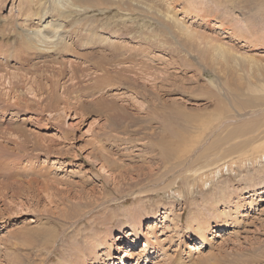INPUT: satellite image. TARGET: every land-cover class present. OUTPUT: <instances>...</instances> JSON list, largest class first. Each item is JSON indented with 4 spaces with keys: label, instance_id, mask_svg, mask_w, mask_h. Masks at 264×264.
I'll return each mask as SVG.
<instances>
[{
    "label": "rangeland",
    "instance_id": "rangeland-1",
    "mask_svg": "<svg viewBox=\"0 0 264 264\" xmlns=\"http://www.w3.org/2000/svg\"><path fill=\"white\" fill-rule=\"evenodd\" d=\"M60 1L0 0V264H264L263 11ZM51 18L69 48L19 47Z\"/></svg>",
    "mask_w": 264,
    "mask_h": 264
},
{
    "label": "bare ground",
    "instance_id": "bare-ground-1",
    "mask_svg": "<svg viewBox=\"0 0 264 264\" xmlns=\"http://www.w3.org/2000/svg\"><path fill=\"white\" fill-rule=\"evenodd\" d=\"M56 1V0H55ZM67 1V0H66ZM113 1H116V0H113ZM161 1V0H160ZM171 1H173V0H171ZM106 2V1H105ZM156 3H157V1H155ZM167 2V1H166ZM58 3H60L61 4V1L60 0H58ZM96 3H97V1H95V0H69L68 2H67V5H69V8H68V11L70 12V13H75V12H77L79 9H80V11H81V9L83 10H87L88 8H91V6H94V5H96ZM169 3V2H168ZM209 3H216V4H222L223 2H222V0L221 1H216V0H209ZM254 3L256 4V5H258V7L263 11V12H261L260 13V20L264 23V6H263V4L262 3H264V0H254ZM111 4H113L112 2H111ZM154 4V3H153ZM190 4V3H189ZM62 5H64V4H62ZM156 5V4H155ZM209 5H211V4H209ZM206 6V7H202V6H199V7H202L201 8V11H205V9H207V8H210V6ZM215 5V4H214ZM190 7H192V4H190L189 5ZM58 7H59V5H58ZM74 7V8H73ZM169 7H171V6H169ZM168 7V8H169ZM100 8V7H99ZM61 9H62V7H61ZM192 9H193V7H192ZM170 10H171V8H170ZM167 11H168V9H167ZM191 11V10H190ZM169 12V11H168ZM162 13H164V11L162 12ZM47 15V11H46V13H44V14H40V16H39V20H41V18L42 17H44V15ZM201 14V13H200ZM203 14V13H202ZM167 15V14H166ZM167 17V19H172V21H176L175 19H173L171 16H166ZM176 22H178V20L176 21ZM179 23V22H178ZM60 25H61V23L60 22H58L57 21V19H48L46 22H45V24L44 25H42V27H37V28H35L34 30H32V31H30V32H27V36H25L26 37V39L24 38V39H22L21 37H19L17 40L15 39V41L19 44V43H21V45H26V47L27 46H31V48L32 47H34V48H38L39 46H41L42 47V49H47V50H49V51H58V47L59 46H63V47H65L66 49L67 48H69V44L68 43H65L66 41L64 40V37L63 36H61L60 35V30H59V27H60ZM222 25V24H221ZM219 26V25H218ZM256 29H257V27H256V25L254 24V31H252V30H250L248 27H246L245 26V28L243 29V34H247V38H245L248 42H249V44H251V45H253V47H255V48H258L260 45H263L264 46V24H263V27L261 28V29H259L258 30V32H256ZM235 38H237L238 36H241L242 35V33H241V29L240 28H235L233 31H231L230 32ZM241 35H240V34ZM18 34V33H17ZM16 34V35H17ZM20 34V33H19ZM18 34V35H19ZM15 35V36H16ZM17 35V36H18ZM238 35V36H237ZM16 36V37H17ZM62 37V38H61ZM22 39V41H21V39ZM86 38V37H85ZM24 40V41H23ZM85 40V39H84ZM63 41H65V42H63ZM80 41V40H79ZM20 44H19V47H22ZM29 48V47H28ZM22 49V48H21ZM39 49V48H38ZM53 52V53H54ZM55 52V53H56ZM96 64V66H98V67H100L101 68V71L103 70L105 73H106V75L105 76H103V77H101V76H95V77H97L98 78V81L100 82V84L102 83H104L107 79H108V74L110 73L108 70H107V68H106V66L105 65H100L98 62H95ZM249 64H250V66H251V69L254 71H257L258 73H257V75L259 76V78H260V81H259V83H260V90L261 91H264V64L262 65L261 64V66L256 62V61H254L252 58H250L249 59ZM110 65V64H109ZM255 66V67H254ZM115 68V67H114ZM61 72V71H60ZM81 72V71H80ZM109 72V73H108ZM103 73V72H102ZM58 74H60V73H58ZM82 74H83V72H82ZM110 75V74H109ZM111 77H112V75H111ZM111 77H109V78H111ZM96 78V79H97ZM97 81V80H96ZM99 84V85H100ZM255 86V85H254ZM255 87H257V86H255ZM54 90V89H53ZM79 90V89H78ZM80 91V90H79ZM260 101H262L263 102V100H264V95L263 96H261V97H259L258 98ZM160 107H164V105L162 104V102H161V104H160ZM163 113V112H162ZM162 137V136H161ZM160 138V137H159ZM198 162V161H197ZM204 162V161H203ZM200 163V162H199ZM219 168H220V166H219ZM187 172V171H186ZM194 172H200V169L199 170H194ZM203 175V174H202ZM203 177V176H202ZM201 180H203L202 178H201ZM203 182H205V180H203ZM156 183V182H155ZM138 217H136V218H132V220H131V225L133 226V230L136 232V227H135V221H138L139 219H137ZM66 220V219H65ZM197 220V219H196ZM132 221H134V222H132ZM68 222V221H67ZM64 224V223H63ZM211 227H214V226H210V224L207 222V220H205V221H197L196 222V227H195V231H196V233H197V239H199V242H201L202 241V239L201 238H203V236L205 237H207V234H210V233H208L209 231H210V228ZM213 230V229H212ZM215 231V230H214ZM139 234V231L138 232H136V236ZM49 235V234H48ZM45 237V236H44ZM103 237V236H102ZM104 237H106V236H104ZM107 238V237H106ZM208 238V237H207ZM138 238L137 237H135L134 238V240L132 241V244H134V242L137 240ZM100 241V240H99ZM112 243V242H111ZM41 244V243H40ZM149 244V243H148ZM144 245H147V244H145L144 243ZM195 245H198V243L197 244H194V243H190L189 244V249L190 250H195V248L197 247H195ZM109 250V249H108ZM52 256V255H51ZM50 256V257H51ZM76 256H77V254L76 255H73V257L71 258V260H74L75 259V261L77 260V258H76ZM94 258H95V256H94ZM66 261H69V260H66Z\"/></svg>",
    "mask_w": 264,
    "mask_h": 264
}]
</instances>
